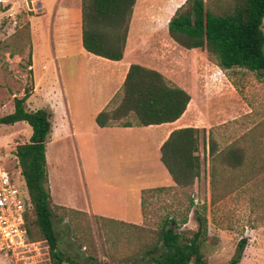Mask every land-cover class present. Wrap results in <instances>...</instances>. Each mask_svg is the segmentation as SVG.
Segmentation results:
<instances>
[{
    "label": "rangeland",
    "instance_id": "obj_1",
    "mask_svg": "<svg viewBox=\"0 0 264 264\" xmlns=\"http://www.w3.org/2000/svg\"><path fill=\"white\" fill-rule=\"evenodd\" d=\"M59 1L69 7L79 5V0ZM205 1L211 8L229 2ZM32 2L0 0V117L14 111L15 98L23 97L26 89L31 92L25 103L28 110L50 109L48 92L60 98L58 119L62 130L47 144L59 249L78 264H87L91 256H96L102 264H140L150 260L146 251L158 241V230L168 215L181 221L188 214V221L180 230L193 234L198 229L194 210L203 213L202 204L208 202L207 233L203 243L208 262H230L236 255L239 241L246 237L244 256L238 264H264V70L222 69L210 60L205 49H187L173 40L168 30L169 20L185 0H138L130 24L126 58L159 69L190 92L192 99L184 119L201 128L198 153L202 174L190 187L147 191L141 225L90 217L64 206L70 202L85 205L93 197L103 199L105 192L109 195L108 187L113 183L109 174L99 169L101 160L96 156L94 142L90 141L88 146L82 136L72 135V131L81 126L76 112L67 109L63 97L65 81L67 86L75 87V76L81 69L79 24L73 21L71 31L62 33L61 44L64 41L66 47L59 45L57 33L50 31L53 24L45 20L48 34L45 39L42 34L36 36L33 25L40 21L36 18L39 8L33 7ZM34 55L38 58V72L47 69L43 57L58 58L38 80L30 66ZM80 113L84 116L83 128H91L90 110ZM211 134L220 148L237 140L251 146L250 161L244 171L221 170L217 191L225 198L214 206L210 205ZM31 136L32 128L27 122L0 123V147L8 152L12 165L16 164L17 146L30 141ZM108 161L112 167L119 160ZM254 162H257L255 167L259 164L262 167L252 171ZM43 251L34 260L37 264H50V247L47 253L46 249ZM0 264L16 262L0 255Z\"/></svg>",
    "mask_w": 264,
    "mask_h": 264
},
{
    "label": "trees",
    "instance_id": "obj_2",
    "mask_svg": "<svg viewBox=\"0 0 264 264\" xmlns=\"http://www.w3.org/2000/svg\"><path fill=\"white\" fill-rule=\"evenodd\" d=\"M137 1L82 0L84 48L108 59H123ZM168 30L173 40L181 46L205 49L210 60L222 69L264 70V0H229L227 5L217 8H211L205 0H185L170 18ZM30 95V89H26L23 97L15 98L14 111L0 117V123L27 122L32 128L30 141L19 144L15 151L29 197L26 214L28 235L32 240L49 242L50 264H78L59 249L54 223L55 210L46 154L54 113L47 108L28 110L25 103ZM191 98L185 88L158 69L132 63L121 89L97 115L96 121L101 127L173 122L186 112ZM200 142L201 128L188 126L174 129L163 143L161 159L177 187L193 186L200 178ZM240 142L237 140L220 148L214 136H209L210 205L214 206L225 198L217 191L221 170L231 168L242 172L250 161L248 153L251 146ZM256 164L254 162L252 165V171L262 167L261 164L255 167ZM149 190L143 194V213L145 193ZM208 206V202L202 204L203 213L194 210L198 229L193 234L180 230L182 224L187 223L188 214L181 221L168 215L158 230V241L146 251L150 260L140 264H210L203 251ZM246 245L247 238L243 237L230 262L215 264H238ZM87 264L102 263L96 256H91Z\"/></svg>",
    "mask_w": 264,
    "mask_h": 264
},
{
    "label": "crops",
    "instance_id": "obj_3",
    "mask_svg": "<svg viewBox=\"0 0 264 264\" xmlns=\"http://www.w3.org/2000/svg\"><path fill=\"white\" fill-rule=\"evenodd\" d=\"M32 5L39 8L36 18L41 21V24L38 21L35 23L37 25H33L34 34L36 36L42 34L41 37L45 39V35L49 31L46 28L45 21L48 24L50 22L53 24V29L50 31L57 33L60 41L58 43L61 47H66L64 41L61 44L62 40L60 38L64 36L62 33L66 34V31H71L73 21L77 25L79 24L81 34L80 54L82 56L81 69L79 74L75 76V80L77 79L75 87L67 86L68 83L65 81L63 97L67 109L76 112L77 121H79L81 126L78 130L74 129L72 135L74 137L76 135L82 136L85 139L84 143L88 146H90V141L94 142L96 156L101 160V163L98 164L99 169H101L103 174L108 173L109 180L113 182L108 187L107 192L109 195L105 192L103 199H94L93 197L85 205H77L75 202H70L64 206L84 212L90 217H100L126 224L141 225L144 221L142 208L144 191L161 187H177L161 159V147L174 129L192 126L184 119L186 112L176 121L161 124L99 126L96 121L97 115L108 106L121 89L130 65L132 63H142L138 60H127L126 49L123 59L112 60L96 55L84 48L82 42V0H79V5L75 4V7L64 5L59 0H33ZM37 60V55H34L33 65H30L31 70L33 69L35 73L36 80L46 70L50 69L51 64L54 61L57 62L58 58L57 56L52 58L43 57V64L47 67V69L43 68V72L37 71ZM69 78L72 80L71 74H69ZM38 84L37 81L36 90L38 89ZM177 84L182 86L179 83ZM47 99L50 109L54 113L53 130L48 141L50 143L57 137L58 132L62 130V124L58 119L61 101L60 98L53 97V93L49 92L47 93ZM84 110H90L91 112V128L89 129H84L82 125L84 116L80 112ZM49 158L50 155H48L47 159V169L53 198L52 179L49 171L51 158ZM109 159H118V164L110 167ZM105 170L107 172H104ZM104 199H107V201L104 202Z\"/></svg>",
    "mask_w": 264,
    "mask_h": 264
},
{
    "label": "built area",
    "instance_id": "obj_4",
    "mask_svg": "<svg viewBox=\"0 0 264 264\" xmlns=\"http://www.w3.org/2000/svg\"><path fill=\"white\" fill-rule=\"evenodd\" d=\"M9 157L0 147V255L11 257L16 264H37L34 259L44 249L49 251V242L32 240L28 235V192L18 159L15 157L16 164L12 165Z\"/></svg>",
    "mask_w": 264,
    "mask_h": 264
}]
</instances>
